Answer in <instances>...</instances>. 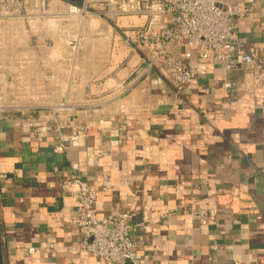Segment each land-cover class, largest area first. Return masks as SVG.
<instances>
[{"label":"crops","instance_id":"obj_1","mask_svg":"<svg viewBox=\"0 0 264 264\" xmlns=\"http://www.w3.org/2000/svg\"><path fill=\"white\" fill-rule=\"evenodd\" d=\"M223 1H256L238 34L244 50L264 62V0ZM68 2L82 0L55 6L64 11ZM119 35L93 14L0 25V101H64L72 108L64 118L74 125H104L103 153L87 166L83 147L54 153L55 133H31L28 121L47 115L0 116L1 264H99L71 250L83 239L70 224L76 187H62L74 162L96 192L97 218L129 212L145 264H264V84L224 91L220 83L240 82L246 68L224 71L211 60L180 96L157 70L134 82L138 56ZM120 80L129 89L115 97ZM225 190H240L245 199L226 208V199H216ZM198 207H215V218L194 220Z\"/></svg>","mask_w":264,"mask_h":264},{"label":"built area","instance_id":"obj_2","mask_svg":"<svg viewBox=\"0 0 264 264\" xmlns=\"http://www.w3.org/2000/svg\"><path fill=\"white\" fill-rule=\"evenodd\" d=\"M56 2L62 0H0V25L15 20L30 22L59 16L82 20L93 14L113 23L120 31L116 40L138 56V63L132 69L134 82L157 70L180 96L196 77L199 65L211 60L221 65L224 71L238 66L246 68L240 82L223 80L220 83L224 91L252 92L264 84V62L244 50L238 34L239 22L252 15L256 1L239 5L223 0H82L80 5L66 3L64 11L56 8ZM124 18L137 22L121 24L120 20ZM127 84L122 80L116 83L118 92L115 97L128 91ZM69 110H72L71 105L64 101L33 106L0 101V116L8 112L47 115V119L38 122L28 121L31 133H55L54 153L83 147L85 165L91 166L94 158L103 153L98 134L104 128L103 121L74 125L73 118H64L70 114ZM119 112L124 113L123 105L119 106ZM66 128L72 131L66 133ZM87 139L91 144L86 143ZM79 166L77 162L71 163L72 174L62 186L66 190L76 187L70 195L77 203V213L70 218V224L83 233L82 241L71 250L83 251L97 259L99 264H145L132 238L136 227L129 222V212L97 218L96 192L85 178L78 175ZM244 195L240 190H225L216 195V199L219 204L220 197L226 199L225 207L231 208L232 201L245 199ZM216 212L215 207H198L191 210V217L204 224L213 220ZM28 251L33 252L34 248Z\"/></svg>","mask_w":264,"mask_h":264},{"label":"rangeland","instance_id":"obj_3","mask_svg":"<svg viewBox=\"0 0 264 264\" xmlns=\"http://www.w3.org/2000/svg\"><path fill=\"white\" fill-rule=\"evenodd\" d=\"M5 99H7L8 100V97H5ZM7 100H5V101H3V102H5V103H12V104H14V105H22V106H25V104H27V105H31V106H33V105H38V104H49V103H53V102H56V101H33V102H29V103H24V101H21V102H8Z\"/></svg>","mask_w":264,"mask_h":264},{"label":"water","instance_id":"obj_4","mask_svg":"<svg viewBox=\"0 0 264 264\" xmlns=\"http://www.w3.org/2000/svg\"><path fill=\"white\" fill-rule=\"evenodd\" d=\"M0 264H1V252H0Z\"/></svg>","mask_w":264,"mask_h":264}]
</instances>
